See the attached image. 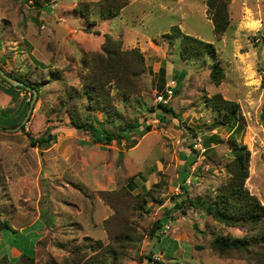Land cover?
<instances>
[{
    "label": "rangeland",
    "instance_id": "obj_1",
    "mask_svg": "<svg viewBox=\"0 0 264 264\" xmlns=\"http://www.w3.org/2000/svg\"><path fill=\"white\" fill-rule=\"evenodd\" d=\"M37 1L49 9L36 2L0 0V57L6 55L0 65L12 74L34 69L42 83L41 94L36 91L30 97L33 104L24 128L0 126V218L13 227L0 230L1 243L32 254L31 240L42 232L44 243L36 245L34 264H43L49 255L65 264L69 249L76 245H87L89 251V243L97 239L108 243L104 219L113 208L100 191L127 185V178L134 175L138 186L133 191L161 182L155 198L137 216V226L147 231L165 208L170 212L156 235L145 234L122 264H143L139 255L149 251L163 264H250L238 255H220L209 244L213 230L239 234L244 229L226 226L186 203L174 207V200L181 199L178 175L191 155L195 160L188 166L192 179L186 193L194 198L213 195L227 175L228 135L233 132L250 152L245 185L264 203V0H229L230 24L219 38L205 0H130L109 18L98 10L102 0ZM174 24L214 44L224 68L218 84L210 80L208 56L204 61L184 58L179 37L173 42L163 38ZM105 32L120 40L121 49L137 47L148 65L140 92L117 101L124 117L150 124L143 134H132L134 145L131 140L89 144L90 133L70 125L67 112L58 108L64 90L80 87L82 58L100 50ZM158 63L165 66L164 72L158 71ZM171 79L177 84L168 103L175 113L160 118L155 93L163 92ZM215 92L238 101L240 129L222 124L221 115L205 102ZM111 93L116 95L113 89ZM25 96L28 91L14 98L0 88V112L19 109ZM91 113L101 116L99 109ZM48 130L56 134L50 146L29 143V135ZM212 133L219 135L216 143L203 151L194 146L198 139L205 147L203 139Z\"/></svg>",
    "mask_w": 264,
    "mask_h": 264
},
{
    "label": "trees",
    "instance_id": "obj_2",
    "mask_svg": "<svg viewBox=\"0 0 264 264\" xmlns=\"http://www.w3.org/2000/svg\"><path fill=\"white\" fill-rule=\"evenodd\" d=\"M24 1L32 2L33 5L36 2L38 7L49 9V6L37 0ZM126 2L127 0H102L98 3L100 5L98 10L102 16L109 18L118 14ZM228 2L229 0H205L206 11L211 18L213 31L217 38L230 24ZM162 35L163 38H168V42H173L179 37V51L184 58H201L204 61L208 56L210 80L215 84L222 80L224 68L212 42L183 32L178 24L172 25L171 32ZM104 37L100 50L93 51L88 58H82L81 85L78 88L74 87L73 90H64V101L58 108L61 112L64 110L67 112L70 125L90 133L89 144L98 142L101 146H106L113 140L117 142L131 140V144L134 145L136 140L131 139L132 134L137 131L143 134L150 129V124L142 125L136 117H124L117 101L124 102L130 96L140 92L141 75L147 70L148 65L145 63L144 53L137 47L121 49L120 40L111 33L105 32ZM5 56L0 57V64L5 61ZM2 69L4 70L3 67ZM164 70L165 67L162 65L158 69L159 72H164ZM4 71L24 82V84H13L0 73V88L4 92L14 98H17L22 90L29 92V96L22 99L19 109L9 114H4L5 111L1 109L0 114L4 115L0 117V126L14 127L21 123L29 106L33 89L38 95L41 94L42 83L39 80L41 76L34 69L29 74L23 72V75L21 72L12 74ZM180 74L178 84L185 73L182 71ZM111 89L116 91V95L111 93ZM83 101L86 105H82ZM205 102L221 115L222 124L225 126L238 130L243 125V115L240 113L238 101L225 98L220 92H215L206 96ZM156 106L161 109L160 118H164L169 112L175 113L168 102H157ZM95 109H99L101 116L96 117L91 113ZM152 109L155 108L152 107ZM24 125L25 123H22L20 128L23 129ZM218 136L217 133H212L204 137L205 149L216 143L215 139ZM228 137L231 158L225 163L227 175L215 187L213 195L210 198L202 195L194 198L186 193L188 188L185 178L188 176V166L195 160L194 155H191L188 161H185L180 171L182 173L178 177L181 199L174 200V207L186 203L187 206L192 205L200 209L226 226H237L244 229V232L239 234L213 230L209 239L210 247L220 255H238L250 260V264H264V203L245 185L250 152L246 144L237 142L235 133L230 132ZM55 140L56 134L49 130L39 135H29V143L42 148L50 146ZM119 157H123V151L119 152ZM134 177L130 175L127 178V185L113 190L100 191L103 199L113 208L112 214L104 219V226L110 238L109 242L104 244L99 239L90 242L89 251L87 245H76L69 249L70 255L65 257V264H122V259L137 249L145 234L150 237L156 235L164 218L169 216V209L165 208L164 215L154 219L147 231L137 226V216L141 215V209L146 202L155 198L154 192L159 190L161 182L156 181L148 188L144 186L142 190L133 191L131 188L136 189L138 186ZM4 221L7 228H13L6 219ZM47 223L48 221L45 220L44 225ZM55 242L56 245L61 244V241L56 240ZM42 243L44 240L41 235L35 241V246ZM35 250L36 247L33 248L32 254L23 252L14 259L3 254L0 256V263L34 264ZM88 252L90 254L84 258ZM139 259L143 264H163V260L153 256L152 251L139 255ZM43 264L59 263L49 255L44 259Z\"/></svg>",
    "mask_w": 264,
    "mask_h": 264
},
{
    "label": "built area",
    "instance_id": "obj_3",
    "mask_svg": "<svg viewBox=\"0 0 264 264\" xmlns=\"http://www.w3.org/2000/svg\"><path fill=\"white\" fill-rule=\"evenodd\" d=\"M175 84H176V80H174V79H171L169 82H167L163 92L155 93V100L157 102H163V103L168 102V100L171 98V96L173 94V88H174ZM199 141L200 140L196 139V141L194 142V146L197 148H200L201 151H203L205 149V147L202 146L201 144H199ZM191 179H192L191 175H188L185 178V183L188 185L190 183ZM164 227L166 229L169 228L170 227L169 223H166L164 225Z\"/></svg>",
    "mask_w": 264,
    "mask_h": 264
},
{
    "label": "crops",
    "instance_id": "obj_4",
    "mask_svg": "<svg viewBox=\"0 0 264 264\" xmlns=\"http://www.w3.org/2000/svg\"><path fill=\"white\" fill-rule=\"evenodd\" d=\"M130 0H127V2H126V4L129 2ZM125 4V5H126ZM124 5V6H125ZM124 6H122L121 8H120V10L124 7ZM119 10V11H120ZM206 10V9H205ZM119 13V12H118ZM158 66L160 67L161 65H159V63H158ZM159 67H158V69H159ZM165 67V66H164ZM179 176V175H178ZM178 181H179V178H178ZM2 219V218H1ZM36 220V219H35ZM45 225L43 224V227H44ZM43 227L41 228V229H43ZM41 231V230H40ZM40 234H38V236L36 237V238H34V239H32L31 241H32V247L33 248H35L36 246H35V241L41 236V235H43V233L42 232H39ZM32 237H34V236H32ZM11 249H13V250H11ZM7 250H10V251H7ZM21 253H23L22 252V249H14L13 247H9L8 245H3L2 243H1V237H0V256H2L3 254H5V255H7L8 256V258H11V259H14V258H16V257H18ZM1 264V263H0Z\"/></svg>",
    "mask_w": 264,
    "mask_h": 264
},
{
    "label": "water",
    "instance_id": "obj_5",
    "mask_svg": "<svg viewBox=\"0 0 264 264\" xmlns=\"http://www.w3.org/2000/svg\"><path fill=\"white\" fill-rule=\"evenodd\" d=\"M0 73H1L4 77H6L9 81H11L13 84H17V83H18V84H24L23 81H21V80H17L16 78H14V77L9 76L8 74H6V73L4 72V70L2 69L1 66H0ZM35 94H36V90L33 89V97H34ZM32 100H33V99H32ZM32 100L30 101V105H29V107H28V109H27L26 114L24 115L23 119L21 120V123H19L18 125L14 126V127H11V128L19 127L22 123H25V121H26V119H27V116H28V114H29V112H30V110H31V108H32V104H33ZM5 227H6V223H5V221H3V220L0 218V230L3 229V228H5Z\"/></svg>",
    "mask_w": 264,
    "mask_h": 264
}]
</instances>
